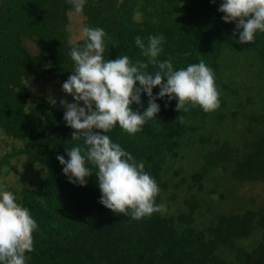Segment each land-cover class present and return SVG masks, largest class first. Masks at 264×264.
<instances>
[{
	"label": "trees",
	"instance_id": "trees-1",
	"mask_svg": "<svg viewBox=\"0 0 264 264\" xmlns=\"http://www.w3.org/2000/svg\"><path fill=\"white\" fill-rule=\"evenodd\" d=\"M222 2L78 3L82 29L106 34L105 60L127 55L133 64L148 63L136 37L147 47L149 36H162L159 62L170 60L175 71L204 61L220 93L212 112L191 105L178 112L175 99H156L160 110L141 132L129 135L117 125L107 133L143 162L160 188L156 204L167 209L136 221L130 211L115 214L99 203L95 166L86 162L92 175L85 186L69 182L57 156L67 161V150L83 140H72L65 109L44 90L29 103L26 81L63 85L73 74L70 52L85 43L83 36L68 40L67 14L76 2L0 0V131L19 142L1 155L0 166L22 157L41 169L34 185L12 192L37 223L26 264H264V207H220L232 183L264 181V33L240 44L242 29L223 21ZM147 71L157 69L149 63ZM159 91L153 88V96ZM140 100L132 109L142 114L149 98L141 92ZM181 115L183 124L176 121Z\"/></svg>",
	"mask_w": 264,
	"mask_h": 264
},
{
	"label": "clouds",
	"instance_id": "clouds-1",
	"mask_svg": "<svg viewBox=\"0 0 264 264\" xmlns=\"http://www.w3.org/2000/svg\"><path fill=\"white\" fill-rule=\"evenodd\" d=\"M75 11L82 12V3L76 4ZM218 11L224 13L225 23L238 21L236 30L242 29L240 44L254 43L257 31L264 33V0H223ZM82 36L83 47H73L70 52L73 74L62 85L63 92L71 95L75 103L61 100L60 104L66 109L64 121L74 130L72 140H83V145L67 150V161L57 156L63 165V174L70 183L85 186L86 178L92 175L87 162L97 169L99 203L105 208L125 216L130 211L131 219L136 221L154 213L163 214L167 211L165 205L156 204L160 188L144 170L143 162L137 163L107 133L117 125L129 135L141 132L145 123L156 118L160 110L155 100L165 96L169 101H177L178 112H188V105L199 106L204 112L217 110L220 93L214 72L202 60L175 71L170 60L159 62L156 58L162 51V36H149L147 47L136 37L137 47L149 62L135 64L127 55L115 60L104 59L103 29L84 27ZM149 63L157 69L154 74L147 71ZM137 83L139 87H135ZM157 87L160 91L154 97L152 90ZM141 92L149 98L142 114L132 109L133 104H141ZM49 99L52 105L56 104L55 99ZM80 102L83 107L78 106ZM176 121L185 123L182 115ZM5 188L0 183V264H26L25 253L34 250L33 232L37 223Z\"/></svg>",
	"mask_w": 264,
	"mask_h": 264
},
{
	"label": "rangeland",
	"instance_id": "rangeland-1",
	"mask_svg": "<svg viewBox=\"0 0 264 264\" xmlns=\"http://www.w3.org/2000/svg\"><path fill=\"white\" fill-rule=\"evenodd\" d=\"M75 2L78 4L80 0H75ZM137 16L138 14H135V18ZM67 18L68 40L73 42L82 37L83 17L74 9L67 14ZM25 45L30 52H34V47L30 42L25 41ZM25 88L28 91L29 103L37 97L39 90H44L48 99L50 97L55 99V105L60 104L61 100H64L66 103H75L73 97L64 93L62 85L56 80L47 82H33L28 80L25 82ZM78 106L83 107V102H80ZM18 145L19 142L5 137L0 131V157L11 148H17ZM40 175L41 169L36 164L22 157H11L6 165L0 166V183L6 185L5 190L11 192L17 190L21 185L27 187L34 185ZM230 187V191L229 193H225L220 207L228 210H234L240 205L253 208L257 206L264 207V181H250L239 184L232 183Z\"/></svg>",
	"mask_w": 264,
	"mask_h": 264
}]
</instances>
